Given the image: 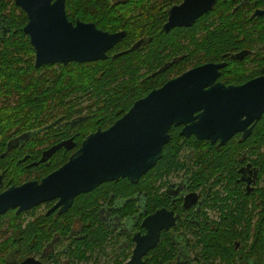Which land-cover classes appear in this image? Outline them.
Returning a JSON list of instances; mask_svg holds the SVG:
<instances>
[{"label": "flooded vegetation", "instance_id": "flooded-vegetation-1", "mask_svg": "<svg viewBox=\"0 0 264 264\" xmlns=\"http://www.w3.org/2000/svg\"><path fill=\"white\" fill-rule=\"evenodd\" d=\"M108 1L112 5L128 4L132 8L134 4L140 5L141 14L148 16L141 25L148 27L151 21L154 32H147L131 42V37L127 38L126 29L103 30L93 21L69 18L65 0L66 17L73 24L76 21L92 22L102 31L125 32L122 39L106 51V58H115L136 49L143 52L153 42L154 35L163 33L168 36V48L165 51L167 54L162 56L163 62L159 64L157 61L160 58H156L153 59L154 64L146 65L147 69H152L150 73H146L144 64H129L133 70L131 75L125 77L129 87L141 86L144 78L165 76L160 84L149 90L151 91L162 86L167 80L207 63H212L211 72L215 79L204 89L216 84L224 87L241 86L264 76V0H214L212 8L195 18L190 25L174 26L167 31L164 24L168 20L170 8L184 0ZM24 14L26 22L21 28L22 31L28 22V16L25 12ZM150 14L152 16H149ZM160 19L162 20L158 24ZM25 35L29 41V36ZM1 40L3 39H0V42ZM123 42L125 44L121 45ZM134 44L136 46L131 50ZM66 64L55 62L36 67L34 54L33 67L39 69L35 72L38 75L44 76L45 66ZM18 65L24 66L25 71L31 74L28 64ZM45 96L46 93H40L39 97L44 99ZM12 97L11 95L10 98ZM101 98L95 93L82 103L78 93L72 91L62 94L60 98H55L54 95L52 100L46 101V104L51 103L50 109L45 107L39 114L40 118L33 119V122H40L33 131L35 134L29 137L30 132L25 130L13 134L4 143L1 154V157L8 156L9 162L21 164L25 169L35 168L38 173L33 170L30 178H25L18 184H10L0 192L11 185H19L28 180L40 181L63 165L88 134L97 129L108 128L137 100L135 99L121 116L102 126V117L97 115L96 108ZM199 112L195 111L193 115ZM245 118L244 116L243 119ZM263 120L264 113L248 125L247 128H251L250 134L246 135L245 129L240 130V127H243L241 125L237 126L236 131L228 138L223 141L218 138L214 143L206 139L199 140L194 135L182 136L179 132L183 125H172L168 130L169 140L164 145L174 142L178 135L181 138L179 145L184 144L183 140L193 137L203 142V149L190 144L182 145L178 157L181 167L166 176L157 177L153 185L150 184L156 187L152 194L146 192L144 185L139 188L132 198L135 199L136 207L130 217L117 215L123 207L121 195L115 194L105 201L100 200L96 207L95 204L88 205L86 210L79 211L77 206L79 198L83 195H92L103 185L118 182L120 179L130 182L127 178L105 181L91 191L76 195L72 204L64 211L61 210L62 206H55L58 199L43 201L18 213L16 208L7 210L0 216H9L12 211L20 218L25 217L22 222H3L0 243L2 249L11 250L9 257L14 259L7 264H21L24 260H28L29 264H35L34 261L39 264H103L102 261L105 260L116 264L115 262L126 254L120 263L124 264L130 260L135 248L133 233L146 234L144 219L161 209L172 213L173 225L160 230L155 247L143 256V264L163 237L168 239L166 250L169 251L167 259L170 264H264V233L261 234L264 227V145L253 137L255 129L260 130ZM15 129L11 128L10 132H15ZM52 148L54 149L49 151ZM234 148L239 150L235 151ZM230 152H235L232 162L211 166L210 174H194L207 163L222 159ZM200 154L205 158L202 163L197 159ZM142 176L136 183H130L138 184ZM3 183L1 176L0 188ZM40 208H43V211L37 212ZM94 208L96 212H93ZM29 221L43 222L44 231L52 226L59 228L54 230L56 227H52L53 232L40 251L22 257L16 253L20 248L19 234ZM90 240L94 243L90 244ZM85 244L90 245L84 257L70 254L71 245L76 252L79 246L80 250H83ZM155 255L160 259L164 254L158 250Z\"/></svg>", "mask_w": 264, "mask_h": 264}, {"label": "water", "instance_id": "water-1", "mask_svg": "<svg viewBox=\"0 0 264 264\" xmlns=\"http://www.w3.org/2000/svg\"><path fill=\"white\" fill-rule=\"evenodd\" d=\"M213 2L184 0L171 7L164 29L190 25L211 9ZM14 3L28 16L23 31L34 49L36 67L105 59L106 51L125 34L102 31L92 22L73 24L67 20L65 0ZM211 66L207 63L192 68L135 100L108 128L88 134L63 165L40 181L28 180L2 190L0 214L13 208L18 213L53 199H58L55 206H62L64 211L76 195L91 191L102 182L127 178L136 183L161 158L172 125H183L179 132L182 136L194 135L212 143L228 138L241 125L240 130L250 134L248 125L264 113V76L241 86L216 84L204 89L215 79ZM195 111L200 112L193 115ZM143 224L146 234L133 233L135 248L124 264H143V256L155 247L160 230L173 225L172 213L161 209L147 216ZM21 264L29 263L24 260Z\"/></svg>", "mask_w": 264, "mask_h": 264}, {"label": "trees", "instance_id": "trees-1", "mask_svg": "<svg viewBox=\"0 0 264 264\" xmlns=\"http://www.w3.org/2000/svg\"><path fill=\"white\" fill-rule=\"evenodd\" d=\"M140 10V5L134 4L133 8L128 4L112 5L108 0H66V11L69 18L93 21L103 30L115 31L120 28L126 29L128 33L127 38L131 37V42L147 32L149 34L154 32L151 21H149L148 27L141 25L148 16L141 14ZM149 16H152V14ZM161 20H158L159 22L157 23L160 24ZM25 22L26 17L23 10L16 6L13 0H0V39H3L0 42V175L4 180L0 190L10 184H18L25 178H30L33 174L35 168L25 169L21 164L9 162L8 156L4 155L1 157V154L4 150V143L13 134L24 130L30 132L29 137L35 134L33 131L38 127L40 122H33V119L40 118L39 114L45 107V109H50L51 103L46 104L45 102L52 100L54 95L55 98H60L62 94L73 91L78 93L82 102V100L90 98L91 95L96 93V96L102 97L98 101L96 108L97 115L102 117L103 126L121 116L135 99L143 96L165 79V76L144 78L141 86L134 88H132V85L129 87V83L125 79L126 75L133 73L132 67L129 64H144V68H146L147 64H154L155 60L153 59L160 58L157 61L159 64L163 62L162 56L168 48V36L163 33L161 35H154L153 42L143 52L136 49L126 54L118 55L115 58L108 57L105 60L96 62H69L66 65L45 66L43 67L46 69L44 76L38 75L35 72L39 69L33 67V48L21 29ZM124 44L125 42L121 45ZM18 64H28L31 74L25 71L26 68L24 66ZM76 67L80 69L79 75L75 73ZM151 70L147 69L146 73H150ZM44 77H46L45 81ZM129 80L132 81L131 79ZM40 93H46L44 99L39 97ZM11 95L13 96L12 98H10ZM29 110L31 112H28ZM92 127L93 124L89 126L90 129ZM11 128H16V131L10 133L9 129ZM253 137L260 140L262 145H264V122L260 130L255 129ZM180 139L177 135L174 142L164 145L162 158L142 176L138 184H131L126 179L107 183L98 192L92 195H83V199L79 198L77 204L80 208L79 211L86 210L88 205L91 204H95L96 207L100 200L105 201V199L111 198L112 195L116 194V196L121 195L123 198V207L117 215H127L129 217L133 215L136 205L135 199L132 198L139 188H142L144 185V188L147 189L146 192L152 194L155 186H150V184L153 185L157 177L166 176L173 170L181 167L178 157L182 145L190 144L200 147L201 150L203 149V142L193 137L183 140L184 144L179 145ZM234 149L235 151L239 150ZM234 156L235 152H230L222 159L207 163L204 168L198 169L194 174L206 172L210 174L212 172L210 170L211 166L232 162L235 159ZM60 158L61 155H59L58 159ZM197 159L201 163L205 161V158L201 154L197 156ZM44 169L46 171L49 170V168ZM34 171L38 173V170ZM89 198H91L90 201L88 200ZM96 211L94 208L93 212ZM9 214V216H0V234L4 221L22 222L25 219V217L20 218V216L15 215L12 211ZM42 223L29 221L25 229L21 231L19 234L21 236V239H19L20 248L16 250L18 255L23 257L32 252H38L44 246L45 241L49 240L48 237L53 232L52 227L55 228L56 226L46 228V231H44ZM58 228L56 227L54 230ZM263 233L264 227L261 234ZM161 240V243L151 252V255L146 259L144 264H170L169 259H167L169 251L166 250L168 239H164L163 237ZM165 241H167L166 244ZM92 242L90 240V244ZM90 244H85L83 250H80L79 246L76 252L73 245H71L69 247L70 254L74 256L78 255L75 257H84L85 251ZM158 250L164 254L160 259L156 257L158 254L155 255V252H158ZM10 252L11 250L2 249V243H0V264L14 261V259L9 257ZM125 255L115 263L120 264L124 260Z\"/></svg>", "mask_w": 264, "mask_h": 264}, {"label": "rangeland", "instance_id": "rangeland-1", "mask_svg": "<svg viewBox=\"0 0 264 264\" xmlns=\"http://www.w3.org/2000/svg\"><path fill=\"white\" fill-rule=\"evenodd\" d=\"M79 68L78 67H76V69H75V73H77L78 75H79ZM144 70H147L146 68H144ZM83 102H85V101H83L82 100V103ZM93 103V102H92ZM10 130V129H9ZM11 133V132H10ZM41 211H43V208H40V209H38V211L37 212H41ZM102 263L103 264H111V262H110V260L109 261H107V260H105V261H102Z\"/></svg>", "mask_w": 264, "mask_h": 264}]
</instances>
